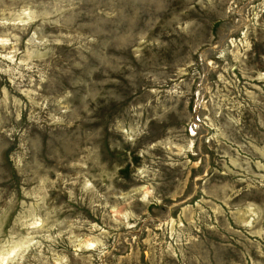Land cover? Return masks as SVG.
I'll list each match as a JSON object with an SVG mask.
<instances>
[{"label": "rangeland", "instance_id": "374dc122", "mask_svg": "<svg viewBox=\"0 0 264 264\" xmlns=\"http://www.w3.org/2000/svg\"><path fill=\"white\" fill-rule=\"evenodd\" d=\"M38 4L0 0V21L22 20ZM60 6L66 9L60 24L38 34L48 42L30 46L31 63L40 69L35 83L28 77L36 69L29 73L21 66L26 75L9 86L7 102L0 92V207L12 201L18 208L17 199L33 207L48 204L57 188L72 187L67 178L85 172L95 187L85 189L91 193L83 201L88 214H56L61 227H71V247L87 257L80 264H195L186 236L177 241V221L200 240L216 233L200 250H214L212 264H228L229 257L231 264H246L245 242L209 207L220 204L211 193L223 195L216 177L227 158L217 155L214 142L181 127L200 124L217 96L226 97L227 112L229 100L255 91L232 56L229 41L239 38V26L233 14L225 16L226 0H61ZM24 27L0 23V36L20 34L23 51ZM11 47L0 44L3 51ZM9 63L0 61V68ZM10 75L0 71V80L8 85ZM18 88L31 89V98ZM13 94L22 101L19 107ZM182 135L194 142L186 154ZM157 140L162 143L150 149ZM152 170L171 176L159 205L145 187ZM20 222L33 231L43 227L39 213H26ZM227 223L237 227L231 219ZM101 230L107 233L102 255L99 237L92 239ZM44 243L43 255L55 254L48 264H68L59 245L49 252ZM248 255L258 259L255 250Z\"/></svg>", "mask_w": 264, "mask_h": 264}, {"label": "clouds", "instance_id": "9594fccd", "mask_svg": "<svg viewBox=\"0 0 264 264\" xmlns=\"http://www.w3.org/2000/svg\"><path fill=\"white\" fill-rule=\"evenodd\" d=\"M60 3L61 0H39L37 6L30 5L24 11V19L0 21L4 24L19 23L27 26L21 29L23 35L27 37L23 41L25 44L23 51L19 46L22 39L20 34L9 32L0 36V44L12 46L6 51L0 50V61L10 62L4 68H0V71L12 73L8 77V85L0 80V92L3 93L5 102L9 96V86L16 85V79H22L26 75L21 70V66L29 73L34 68L36 69L35 74L28 77L31 83H35L37 75L40 74V69L31 63L34 49L30 46L33 42H48L47 36L42 39H37V37L38 34L44 32L46 25L60 24L61 15L66 11L60 6ZM226 4L225 16L233 14L239 26V38H232L229 41L235 49L232 51L233 59L242 66V75L255 91H245V95L239 97V100L235 102L229 100L230 107L227 112L224 111L226 97L217 96L214 98L209 116L205 117L200 124L188 122L181 127L186 128L192 136L202 135L210 143L214 142V146L218 148L217 155H220L222 159L227 158L224 172L216 177L217 183L222 185L223 195L222 197L217 196L215 191L211 193L220 201V204L210 202L209 207L214 213L222 216L225 226L245 242L246 264H262L264 261V163L261 161H264V87H261L259 83H253V81L264 82V0H226ZM245 53L249 55H245ZM38 55L41 59L44 58L43 53ZM246 65L250 67H246ZM40 79L43 80V77L41 76ZM221 79L223 80V77ZM224 83L225 86L228 85V81H224ZM21 89L18 88L20 94L31 98L33 94L31 89H23L22 93ZM11 98L17 107L22 103L15 94ZM240 100L244 101L243 105L240 104ZM249 100H251V104L248 103ZM17 117H19L18 112ZM128 138L132 139L133 137L129 136ZM180 139L186 145L185 154L191 151L194 142L184 135ZM161 143L157 140L150 144L149 148L154 149ZM128 152L131 155L130 150ZM109 155L114 157L116 154L109 153ZM139 155L143 156L144 153H139ZM171 155L172 153L169 152V159ZM164 162L160 159V163ZM228 163H231L233 167L229 168ZM157 176H161L160 181H157ZM96 179L98 178L92 177V180ZM121 179L126 182L123 175ZM170 179V174L152 170V175L145 182L147 190L154 193L151 202L157 205L162 203L158 197L161 193L167 192L168 184L165 181H170ZM67 183L72 187L57 188L48 200V204L33 207L26 201L17 199L18 208L13 205L12 201H8L7 204L0 207V264H48L50 258L55 259V254L50 258L43 255L44 242H47L49 252L59 245L68 259V264H80L81 259H87L71 247V227L67 225L61 227L64 221L60 220L56 214L68 211L75 212L76 215H87L88 209L83 201L91 193L85 189H92L94 192L95 187L85 172H81L77 177L67 178ZM20 191L25 196L29 194L27 189L21 188ZM65 193H67L66 196ZM53 203L59 204L60 207L48 206ZM220 205H224V207ZM241 209L243 211H239ZM202 211L205 210L202 209ZM29 212L39 213L41 216L43 227L39 231H33L21 224L20 217ZM205 215H207L206 211ZM9 216H11L9 220L11 226H6L5 221ZM230 219L235 222L237 227L232 228L227 223ZM72 227L83 228L84 225L76 224ZM96 227L99 228V225ZM177 227L179 229L177 241L179 242L181 235H185L184 243L190 245V251L194 253L191 260L195 261V264H201L202 261L205 264H212L214 250H205L202 255L200 250L206 242L211 244L216 239V233L209 232L204 240H200L197 236L186 235L187 230L178 221ZM106 235L107 233L101 230L95 237H92V239L99 237L100 249L98 251L101 255L103 254V238ZM66 240L68 243H65ZM250 250H255L257 260H253L248 255ZM236 251L233 248V253ZM228 264H231V257L228 258Z\"/></svg>", "mask_w": 264, "mask_h": 264}]
</instances>
